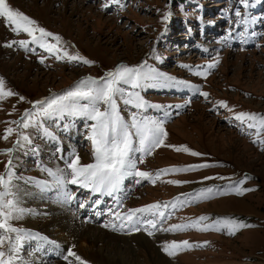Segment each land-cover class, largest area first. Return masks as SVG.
<instances>
[{
	"label": "rangeland",
	"instance_id": "1",
	"mask_svg": "<svg viewBox=\"0 0 264 264\" xmlns=\"http://www.w3.org/2000/svg\"><path fill=\"white\" fill-rule=\"evenodd\" d=\"M6 2L13 10L34 20L36 26L52 34L44 38L46 43L54 45L53 37L59 36L61 39L55 46L59 50L57 54L62 57L58 60L56 55L47 52L44 61L37 62L29 54L35 49L36 54L42 55L38 44L33 43L32 37L23 31L20 32L22 37H17V32L10 30V25L0 18V78L4 81L5 90L15 93L0 100V152L14 149L11 154L13 171L22 178L15 180L22 194L20 206L28 210V214L12 221V225L33 236L38 234L37 238L23 242L18 264H31L33 261L37 264L35 257L42 255L41 261L47 260V264H72V261L80 264L75 257L66 260L55 254L59 245L63 246L61 249L66 255L71 250L84 264H108L99 260L93 262L79 252V248L86 251L88 247L78 245L72 235L78 230H87V227L92 232L103 231L119 239L118 244L113 243L116 248L113 244L107 246L100 242L94 251L104 255L110 253L114 261L122 264L127 261V264L135 261L134 264H264V131L257 134L256 127L248 126L252 122L241 123L235 119L240 113L264 116V0H248L247 7L242 0H120L119 4L110 0ZM106 3L108 7H105ZM237 10L241 12L240 17L235 16ZM34 35L40 36L38 32ZM16 40L18 44H15ZM21 41L26 47H21ZM21 48L23 54L19 51ZM64 52L79 54L91 64L69 61L64 58ZM51 58L54 61L49 60ZM122 64L129 67L144 64L146 68L172 78L157 82L155 87L136 90L149 105L159 106L146 108L142 116L148 120L164 121L167 136L164 145L151 155L135 152L133 158L139 171L153 174V179L157 173H162L160 178L155 179V183L150 180L137 183L139 177H127L121 186L120 202L115 199V202L112 199L104 201L89 190L70 185L69 191L76 200L63 203L62 197H54L55 193L58 195L57 191L45 196V192L34 183H25L29 178L43 183V177L47 182L54 181L42 169L58 172L51 164L67 160L72 152L79 155L81 164L92 163V144L86 139V125L92 122L77 117L85 123L82 142L77 122L70 124L76 131L73 136L69 134L70 140L66 130L60 129L53 135L57 128L55 124H48L55 129L50 128L48 132L54 138L47 140L50 136L44 135L42 121L54 118L38 117L40 130L35 126L18 127L10 122H23L26 112H39L41 106L34 108L35 102L62 95L88 77L101 80ZM209 64L216 66L209 69ZM201 93H207V98ZM221 102L227 107H221ZM80 103L87 104V101ZM118 108L120 115L130 122L136 109L125 105L122 100H118ZM59 121L67 125L65 122L72 121V117L66 115ZM9 127L14 129V133L4 140L2 137ZM16 132L29 136L31 142L21 141L17 145ZM59 138L67 142H61L60 148L56 149V139ZM75 139L80 141L73 142ZM134 147H138V142ZM178 147H187L190 152L200 155L177 152L175 148ZM142 155L143 163H140ZM8 160V155H0V174L5 172ZM66 160L62 169L67 166ZM173 168L193 170L162 172ZM25 185L37 192L32 199L28 194L24 195V189L20 187ZM237 188L241 194H237ZM208 189L212 192H207ZM177 198L182 206L171 207ZM157 203L166 216L157 228L141 226L140 231H132L127 223L123 229L120 228L123 222L120 217L130 209ZM165 204L169 207L163 208ZM103 205L108 210L105 215L101 214ZM50 207L72 215L70 219L74 221L69 223L76 225L66 230L56 228L53 223L50 227L45 226L50 220L60 217L56 214L60 211H47ZM97 214L102 218L91 220ZM200 217L208 218L201 226L219 221L221 231L202 232L195 228L182 232L160 230L196 221ZM140 218L155 219L150 216ZM227 221L247 227L236 228L235 234L230 235L229 228L225 226ZM148 231L153 235L149 236ZM137 235L144 236L145 240H134ZM39 237H46L47 241ZM173 241H188L193 247L169 257L162 245ZM3 250L7 251V243ZM35 251L37 253L33 256L31 253Z\"/></svg>",
	"mask_w": 264,
	"mask_h": 264
},
{
	"label": "snow or ice",
	"instance_id": "2",
	"mask_svg": "<svg viewBox=\"0 0 264 264\" xmlns=\"http://www.w3.org/2000/svg\"><path fill=\"white\" fill-rule=\"evenodd\" d=\"M111 3L119 4L120 0H110ZM244 7L248 6V0H242ZM108 7V3L105 4ZM235 16L240 17L241 12L237 10ZM0 18H3L8 25L13 26V31L19 34L21 31L32 37V42L38 44L39 47L44 48L50 54L56 55L59 60L62 57L58 55V49L55 45L45 42V37L52 36L42 27L36 26V22L28 16L13 10L6 0H0ZM168 16L165 15V20ZM35 32L40 34L39 38L34 35ZM54 40L59 43L60 37L54 36ZM21 47H26L24 41L20 42ZM64 58L69 61L79 60L83 64H91L90 61L83 57L70 55L67 52L63 54ZM43 62V61H41ZM218 62V61H217ZM215 64L207 65V68H214ZM205 75L206 73H198ZM170 81L171 77L163 73L156 72L155 69L146 68L144 64L135 67L126 65H119L115 70L110 71L101 79H93L88 77L81 80L72 90H69L62 95H54L49 100L37 101L33 107L40 105V111L35 113L26 112L22 118L23 122L12 121L10 123L17 124L18 127L28 128L35 126L40 130L41 125L37 122V118L43 116L45 118L61 119L64 116L81 117L86 121H90L86 125L88 132L86 139L92 144L93 162L89 164H81L80 157L75 152L69 154L66 160V168L53 172L51 169H42L54 178L57 186L63 188L62 200L64 203H69L75 197L67 189V185H76L80 188L89 190L93 195L99 196H113L114 193L120 191L124 180L127 177H139L136 182L140 180H150L155 183V179H159L162 173H157L155 179L153 174L149 172L139 171L137 169V161L133 158V153L140 152L143 155H151L152 152L164 145V140L167 133L164 130V121L148 120L142 116V112L148 107H159L149 105L140 95L137 89L155 87L159 81ZM131 89L126 91L125 87ZM15 95L11 90H5L4 81L0 78V100ZM207 98V93H201ZM23 100V97H20ZM118 100H122L127 106L136 109V112L131 114V121L128 122L120 115L118 108ZM80 101H87V104H81ZM179 107V106H177ZM221 107H227L221 102ZM235 119L249 123V127H256L257 134L264 131V116H257L251 113H240L235 116ZM45 136H51L47 129L43 130ZM14 133V129L9 127L5 130L3 139L7 140L9 136ZM18 137L16 143L19 145L21 141L30 143V137L16 132ZM135 137V140H134ZM54 138V137H52ZM138 142V147L134 144ZM264 143V142H262ZM14 149H8L0 152V155H8L9 160L5 167V172L0 174V264H18L19 252L23 246V242L28 239H35L31 233H25L22 229L14 227L12 221L22 219L24 215L28 214V210L21 207L22 196L20 189L15 184V180L22 179L17 177L13 171L14 165L11 159V154ZM177 152L189 153L193 156L200 155L196 152H190L187 147L175 148ZM143 155L139 162L143 163ZM63 158V157H62ZM209 165H200V167H208ZM192 168L186 169H170L162 170V172H181L191 171ZM223 179V177H221ZM25 183H34L41 191H47L51 187L47 182L33 181L31 178ZM168 183H179L177 181H168ZM15 189V190H14ZM207 192H212L208 189ZM237 194H241L240 189H236ZM26 195V193L24 194ZM203 195V194H202ZM98 202V201H96ZM182 206L177 198L175 204L171 207ZM83 206V205H81ZM169 207L168 204L163 205V208ZM162 206L157 204L148 205L143 208L130 209L128 213L120 217L123 221L120 228L123 229L125 223L132 231H140L141 226L145 229L157 228V225L166 218L165 212L161 210ZM117 216L119 214L117 213ZM141 216L155 217V219L142 220ZM207 217H200L196 221L186 224L172 225L166 229H160L166 232H182L189 228H195L198 231H221L218 227L219 221L211 224L201 226L202 222L207 220ZM230 225V227H229ZM225 226L229 228V234H235L236 228L247 227V225L227 221ZM115 230V225L112 226ZM148 235H153V232L148 231ZM43 241H47L46 237H39ZM7 243V251L3 250ZM193 246L188 241L171 242L162 245L163 251L169 256L174 257L179 252L188 250ZM68 257H75L80 264L84 262L80 257L76 256L71 250L68 251L64 259Z\"/></svg>",
	"mask_w": 264,
	"mask_h": 264
},
{
	"label": "bare ground",
	"instance_id": "3",
	"mask_svg": "<svg viewBox=\"0 0 264 264\" xmlns=\"http://www.w3.org/2000/svg\"><path fill=\"white\" fill-rule=\"evenodd\" d=\"M17 37H22V36H20V35H17ZM18 47V46H17ZM5 51H8L7 49L5 50ZM19 55V54H18ZM38 57V56H37ZM39 58V57H38ZM73 122H76L75 120L74 121H72V122H70V121H66V123H68L67 125H69L70 127L72 126V125H70L71 123H73ZM54 125V124H53ZM58 127V126H57ZM79 128V127H78ZM72 129V128H71ZM69 131H70V133H71V135L73 136L74 134H75V130H73L72 129V131L69 129ZM78 131H79V129H78ZM82 133V135H83V132L81 131L80 132V134ZM76 137V136H75ZM72 138V137H71ZM70 138V139H71ZM83 138V137H82ZM69 139V140H70ZM81 140V139H80ZM80 140H76L75 139V141H73V142H77V141H80ZM81 142V141H80ZM75 144V143H74ZM37 147V146H36ZM41 147V146H40ZM48 154V153H47ZM66 156V155H65ZM64 156V157H65ZM66 160V159H65ZM65 160H63V161H61V162H54V163H52L51 164V166L53 167V168H55V169H58V171L59 170H63L62 169V163H64V161ZM64 165V164H63ZM51 167V168H52ZM44 178L45 177H43V179H41L43 182H47V181H45L44 180ZM24 179V178H23ZM25 181V180H24ZM53 181V180H52ZM47 182L49 185H51V187L49 188V190H47V191H43V192H45V196H48V195H50V194H52L53 192H58V195L55 193V195H54V197H57V198H60V197H62V193H63V188H61V187H59V186H57L56 184H55V182L53 181V182ZM19 185V184H18ZM70 185L71 184H69V185H67V189L69 190V187H70ZM20 187H22L23 189H24V193H26V195L28 194L29 195V197L31 198L33 195H37V192L34 190V189H32L30 186H27V185H25V187L24 186H20ZM123 187V186H122ZM122 187H121V189H120V191L119 192H117V193H114V195L113 196H100L104 201H108V200H105V199H109V200H111L112 199V202H115L113 199H115V200H117V202H120L121 201V199L119 198L120 197V195H121V193H122ZM51 188H53L54 189V191H53V189H51ZM20 189V188H19ZM22 189V190H23ZM37 189V188H36ZM39 193V192H38ZM43 194V193H42ZM42 194H41V196H42ZM22 195V194H21ZM94 196H99V195H94ZM28 197V198H29ZM29 198V199H30ZM38 198H39V196H38ZM51 198V197H50ZM95 198V197H94ZM117 198H119V199H117ZM32 199V198H31ZM42 199H45V198H42ZM49 199V198H48ZM56 199V198H55ZM74 200H76L75 198H74ZM95 200V199H94ZM61 201H62V199H61ZM103 201V202H104ZM56 203H57V201H56ZM64 203V202H63ZM67 205V204H66ZM58 206V205H57ZM68 207V206H67ZM74 207V206H73ZM55 208V209H54ZM70 208V207H69ZM109 208V207H108ZM44 209V208H43ZM100 209H102L101 211H102V213L101 214H106L107 213V211L108 210H106V208H105V205H103V206H101V208ZM69 210V209H68ZM72 210V209H71ZM70 210V211H71ZM97 210V209H96ZM99 210V209H98ZM47 211H49V212H51V213H56V212H59L60 211V213H56L57 215L59 214L60 215V217H56L57 219H55V220H50L49 222H48V224H45V226H48V227H50V224L52 225V223H53V226H56V228L58 227L59 229H64V230H66L68 227H70V226H75V225H72V224H70L69 222L71 221H74L73 219H70V217H72V215H70V214H68V213H63V211H61L59 208H56V207H50L49 209H47ZM46 211V212H47ZM67 211V210H66ZM71 212H73V211H71ZM45 213V212H44ZM49 214V213H48ZM101 214H97V215H93L92 216V218L93 219H91V220H98V219H100V218H102L101 217ZM111 214V213H110ZM108 215V214H107ZM62 216V217H61ZM65 216V218H63ZM29 219V218H28ZM79 227H80V224L78 225ZM55 228V227H54ZM127 229V228H126ZM64 230H62L61 232H64ZM59 232V231H58ZM60 233V232H59ZM75 239L74 240H76V242H77V244L78 245H82V244H84V245H87V247H88V250H82V248H79V252L80 253H82L85 257H87V258H89V259H91V261H93V262H96L97 263V261L99 260V261H105V262H107L108 264H122L121 262H117V260L116 261H114L113 259H112V257L111 256H109V254L110 253H108V254H106V255H104L102 252H100V251H94L95 249H96V244H99L100 242L101 243H104V244H106L107 246L108 245H111L112 246V244L114 243V244H118V242H119V239H117L116 237H114V236H111V235H109V234H107V233H105V232H101V231H99L98 233L97 232H92L91 230H90V228L89 227H87V230L85 229H82V230H78L77 232H75L74 233V235H72ZM49 237V236H48ZM144 236H142V235H137V236H135V237H133V239L134 240H136L137 238H143ZM53 238V237H52ZM144 239V238H143ZM41 240V239H40ZM49 240V239H48ZM139 240V239H138ZM145 240V239H144ZM38 241V240H37ZM51 241V240H50ZM49 241V242H50ZM141 241V240H140ZM46 242V241H45ZM73 242V241H72ZM145 242H147V241H145ZM43 243V242H42ZM113 244V246L115 247V246H117V245H114ZM143 244H144V242H143ZM150 244L151 243H148V245H149V249H152L151 248V246H150ZM51 245V244H50ZM49 245V246H50ZM145 245V244H144ZM36 246V245H35ZM48 246V247H49ZM61 245H59L58 247H57V251H56V249H53V250H55L56 252H54L55 254H58V255H60L62 258L63 257H65L66 256V253L65 252H63L62 251V249H64L63 248V246H61ZM55 247V246H54ZM62 248V249H61ZM113 248V247H112ZM116 248V247H115ZM43 250V249H42ZM134 250V249H133ZM38 251V250H37ZM112 251H114V250H112ZM42 252V251H41ZM46 252V251H45ZM118 252V251H117ZM136 252V251H135ZM153 252H154V250H153ZM46 253H48V252H46ZM133 253V252H132ZM44 254V253H43ZM115 254H116V252H115ZM121 254V253H120ZM45 255V254H44ZM51 254H49V256H50ZM33 256H35V255H33ZM43 256V255H42ZM42 256L40 257V258H36L35 257V259H36V263L37 264H44L47 260H42L41 261V259H42ZM112 256H114V255H112ZM120 256H122V255H120ZM158 256V255H157ZM116 257V256H115ZM161 260H165L163 257H161V256H158ZM34 257H32V259H33ZM38 259L41 261V262H39L38 261ZM64 259V258H63ZM118 259V258H117ZM120 259H121V257H120ZM126 259V258H125ZM124 260V259H123ZM126 261V260H125ZM48 262V261H47ZM47 262L45 263V264H47ZM117 262V263H116ZM124 262V261H123ZM128 262V261H127ZM127 262L126 263H123V264H127ZM136 262V261H135ZM134 262V263H135ZM34 263V261L31 263V264H33ZM133 263V264H134ZM23 264H25V263H23ZM27 264H29V263H27ZM165 264V263H164Z\"/></svg>",
	"mask_w": 264,
	"mask_h": 264
},
{
	"label": "trees",
	"instance_id": "4",
	"mask_svg": "<svg viewBox=\"0 0 264 264\" xmlns=\"http://www.w3.org/2000/svg\"><path fill=\"white\" fill-rule=\"evenodd\" d=\"M181 2H185V1H187V0H180Z\"/></svg>",
	"mask_w": 264,
	"mask_h": 264
}]
</instances>
